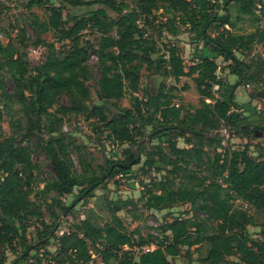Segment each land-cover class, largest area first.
Wrapping results in <instances>:
<instances>
[{"label":"trees","instance_id":"obj_1","mask_svg":"<svg viewBox=\"0 0 264 264\" xmlns=\"http://www.w3.org/2000/svg\"><path fill=\"white\" fill-rule=\"evenodd\" d=\"M221 1L222 5H218L219 0H136L130 6L125 0H28L27 8L40 6L47 12L45 19L35 14L27 18L34 39L26 35L24 28L17 29L14 35L10 33L11 21L1 10L0 1V37L1 33L7 37L5 42L0 39V90L4 105L10 107L15 99L19 101L26 132L30 134L40 128L44 115L52 114L51 108L64 93L71 106H60L61 116L84 112L87 118H95L91 121L93 129L98 134L105 133L109 143L121 148L123 154L122 159L106 157L100 174L80 158L81 170L77 171L70 152L72 135L42 139L39 145L54 176L40 192H55L53 200L61 214L72 212L80 198L92 196L103 178L131 172L130 166L139 162L140 155L134 157L129 146L137 145L145 156L144 171L161 174L159 178L140 181L141 206L163 210L189 204L193 209L183 217L174 216L157 225L156 234L143 236L138 229H127L117 215L126 201L109 200V219L102 225L85 217L71 231L58 233L61 223L54 220L37 231L38 244L27 245L24 233L29 214L41 216L40 208L30 209L29 205L37 165L28 145L13 137L3 138L0 132V250L7 247L18 253L6 263L7 255L0 252V264H50L52 259L55 264H87L93 253L103 264H175L171 258L179 255L183 247H193L202 264H264V159L260 154L253 157L249 153L248 142L240 149L223 148L214 157L206 156V148L213 143L220 147L225 136L250 139L258 138L259 133L264 137V109L259 107L255 119L234 97L239 85L248 84L252 85L250 100H264V58L247 62L243 59L252 44L264 48V0ZM231 2L237 7L234 20ZM85 5L92 8L81 15L63 17L67 6ZM219 8L225 13L219 15ZM159 9V36L161 32L170 36L194 32L212 55L204 51L186 68L177 42L154 59L152 55L159 48L153 39L143 37L145 31L137 21L144 17L149 22L148 17ZM108 10L117 16L112 17ZM244 16L259 22L260 27L249 33L231 31L229 27ZM208 28L217 34L212 36ZM84 30H88L89 38L81 37ZM46 32H52L53 41L47 42L41 36ZM56 42L61 46L56 47ZM30 46L44 47L45 51L43 59L33 67L27 59ZM91 53L99 63L97 97L103 105L138 90L144 62L147 70L158 69L160 75L174 81L192 76L199 106H175L171 87L160 83L157 93L147 97L154 99L143 102L132 95L129 107L117 105V113L109 116L103 105L86 104L92 98L86 84ZM216 56L226 62L223 70L237 77L234 83L218 75L221 66ZM6 77L21 91L19 94L4 90ZM252 113L256 114L255 109ZM148 126L151 131L146 135ZM221 129L225 132L220 133ZM211 131L217 133L211 136ZM49 132L57 134L58 128L51 126ZM187 133L190 135L185 137ZM145 136L157 140L148 151L139 143ZM179 137L184 138L186 146L177 145ZM75 188L78 193L69 204L59 199V195H71ZM235 200L246 204L252 213L235 205ZM198 212L205 216L200 218ZM258 217L261 221H257ZM233 223L238 226L236 231L232 229ZM249 225L260 227L259 237L246 231ZM50 238L56 242L54 252L46 249ZM18 245L20 252L16 251ZM148 245L154 248L143 251L142 247ZM30 250H35L31 256Z\"/></svg>","mask_w":264,"mask_h":264},{"label":"rangeland","instance_id":"obj_2","mask_svg":"<svg viewBox=\"0 0 264 264\" xmlns=\"http://www.w3.org/2000/svg\"><path fill=\"white\" fill-rule=\"evenodd\" d=\"M1 7L3 12L9 16L12 29L10 33L14 35L17 29L24 28L25 33L28 37L34 39L35 33L32 28L28 25V19L31 14L37 15L40 19H45L47 12L45 7L32 6L30 8L26 7L28 0H0ZM130 6H133L136 0H125ZM221 0H219L218 5H222ZM230 2V1H229ZM96 6V5H95ZM94 6V7H95ZM220 7V6H219ZM92 6H80V7H70L67 6L63 10V17L68 18L69 14H78L86 13L91 9ZM230 12L232 14L233 20L236 16L237 7H235L234 2L230 3ZM108 13L112 17H116L117 14L111 10H108ZM224 10L218 9V14L222 15ZM163 19V18H162ZM159 20H161V10L155 11L148 17L146 22L144 17H141L137 22L141 29L144 30L143 37L148 39H153L156 42V45L159 48V51L156 54H153L152 57L157 59L161 53L166 50L167 46L172 45V43L178 42L179 53L184 59L185 67L187 68L198 54L204 53L205 47L203 40H198L194 32L188 34L186 32L180 33L177 36H170L166 32H161V36L158 33ZM262 20V25H263ZM260 27L259 22H252L251 19L244 16L241 20L235 21V26L230 28L231 31L237 33H249L254 31L256 28ZM212 36L217 34V31H212L208 28L207 30ZM113 31V35H115ZM45 41L50 42L54 40L52 32H46L41 35ZM81 37L89 38L88 30H84L81 33ZM0 39L5 42L7 37L1 33ZM67 43V42H66ZM56 47L61 46V43H55ZM36 49V51H34ZM45 51L44 47L33 48L32 46L27 49V59L29 61V66L33 67L39 63L44 57ZM206 54L212 55L209 51H206ZM203 55V54H202ZM217 63L221 66L218 69L217 73L224 81L228 83H234L237 80V77L228 73L227 70H223L222 66L225 65V61L221 57L216 56ZM264 58V48L260 44H252L246 51L243 59L244 61L256 60ZM195 62V61H194ZM88 65L90 69V77L87 79L86 84L92 94L91 100L87 101V105H103L102 102L97 97L98 91V79L100 77L99 63L95 54L91 53ZM146 64L143 62L140 69V86L134 94H125L124 97L117 101H111L103 105L104 110L108 113L109 116L115 115L117 113L116 106L129 107L131 105V96L136 95L142 101H148L149 94L151 93L154 96L159 88L160 83H164L166 87H171L172 103L175 106H190L198 107L199 95L195 88V83L192 76H182L178 81H174L171 78L164 77L160 75V70L151 69L147 70ZM31 71V70H30ZM29 72L28 74H30ZM3 88L6 92L12 94H19L21 91L14 87L13 82L6 77L3 81ZM252 89V85H239L234 91L235 100L243 105L245 112L248 110L246 107L250 108L252 112L255 109L256 114H253V117L257 119V112L264 109V100H250L248 97L249 91ZM25 94H27L25 92ZM15 99V98H14ZM151 99H154L151 98ZM150 99V100H151ZM209 101L208 99L206 100ZM5 98L1 94L0 90V132L4 137H13L15 141H21L23 144H26L30 147L32 161L37 165L34 177L31 183V194L29 196V205L30 209L35 207L40 208L41 216L29 214L28 220L25 227V240L27 245L34 246L39 243L37 239V231L42 228L43 224H52L54 220L61 223L58 233L62 231H71L73 225L79 222L80 219L85 217H90L98 224H103L109 219V209L108 201L109 200H125V207L117 212V215L121 218L125 227L129 230L138 229L141 235L146 236L148 233L156 234L154 228L162 223L165 220L170 219L174 216H185V213L188 211L193 212L192 207L189 204H182L174 206L169 209L163 210H154V209H144L141 205V202H138V198L141 191L140 181H148L151 177H157L161 175L160 173H155L153 171H144L142 168V163L145 159L143 150H139L137 145H130V151L133 152L134 157L140 155V160L138 163H134L130 166L131 172L127 174H115L113 176H107L103 178L101 184H99L93 191L92 196L83 199L80 198L79 202L72 208V212H65L61 214L60 209L56 206L53 197H56L55 192H50L49 194L41 193L46 181H49L53 178L54 173L50 165L49 159L47 158L43 148L39 145L42 139H47L51 135L58 134H67L72 135V147L70 149L71 158L75 164L77 171H80L79 159L82 158L87 163H89L91 168H94L97 173L100 174L102 171L101 166L104 165V159L106 157H116V159H122L123 154H121V148L114 145L105 138V133L98 134L91 124L95 118H87V114L84 112L78 113H67L61 116V112L58 110L60 106L70 107L71 102L66 94H61L57 98L56 104L51 108V115H44L42 117L41 126L39 129L34 130L32 133L26 132V120L21 111L19 101L15 99L13 104L10 107L4 105ZM153 103V102H152ZM247 104L249 106H247ZM259 107H261L260 110ZM58 117H62L61 120H58ZM63 121V122H62ZM56 126L58 128L57 134H51L49 132L50 127ZM16 127L19 129L16 130ZM151 131V126L146 127V135ZM225 132L221 129L220 133ZM217 132L211 131L209 134L214 136ZM258 138H240L234 135L229 137L225 136L223 141L220 144V147L217 144L213 143L212 146L206 148V156L214 157L217 153H221L222 149H240L246 142H248L249 153L253 157L262 156L264 159V137L260 136ZM190 133L185 134L189 136ZM192 139V138H191ZM140 143V142H139ZM176 143L179 147L186 146L184 138H177ZM145 150L148 151L152 146L157 144L156 139H148L145 136ZM124 146H127L126 144ZM167 151V149H166ZM78 193V188L73 190L71 195H59V199L67 204H69L75 198ZM235 205L241 207L248 212L252 213V210L249 211V208L246 204L240 200H235ZM191 208V209H190ZM198 216L203 218L205 215L198 212ZM257 221H261L258 217ZM232 229L236 231L238 229L237 224H232ZM246 231L252 237H259V226H247ZM17 243V242H16ZM16 251L20 252L21 248L19 245ZM56 248V242L54 239L50 238L48 240V245L46 249L48 251L54 252ZM42 252V250H40ZM1 253H5L6 263H9L14 257L18 254L11 251L9 248H4L0 250ZM35 253V250H30L28 255L31 256ZM197 253L193 250V247L188 249L183 247L180 250L179 255L171 258L175 264H202L197 259ZM234 258V257H231ZM235 259V258H234ZM56 261L52 259L50 264H55ZM87 264H103L96 254H92V259ZM114 264V263H112Z\"/></svg>","mask_w":264,"mask_h":264},{"label":"built area","instance_id":"obj_3","mask_svg":"<svg viewBox=\"0 0 264 264\" xmlns=\"http://www.w3.org/2000/svg\"><path fill=\"white\" fill-rule=\"evenodd\" d=\"M260 8H261V4L258 1V3H257V10H259ZM263 25H264V21H263ZM34 51H36V49H34ZM247 86H248V84H247ZM153 248H154L153 245H148V246H143L142 247V250L143 251H149V250H152Z\"/></svg>","mask_w":264,"mask_h":264},{"label":"crops","instance_id":"obj_4","mask_svg":"<svg viewBox=\"0 0 264 264\" xmlns=\"http://www.w3.org/2000/svg\"><path fill=\"white\" fill-rule=\"evenodd\" d=\"M239 103V102H238ZM241 104V103H240ZM242 105V104H241ZM243 106V105H242ZM247 106H249V105H247ZM245 109H247L248 111L246 112L247 114H252V112L249 110L250 108H248V107H246ZM253 115V114H252Z\"/></svg>","mask_w":264,"mask_h":264},{"label":"water","instance_id":"obj_5","mask_svg":"<svg viewBox=\"0 0 264 264\" xmlns=\"http://www.w3.org/2000/svg\"><path fill=\"white\" fill-rule=\"evenodd\" d=\"M148 139H150V136H148ZM139 142H140V143L145 142V138H142ZM138 158H139V157H138Z\"/></svg>","mask_w":264,"mask_h":264}]
</instances>
